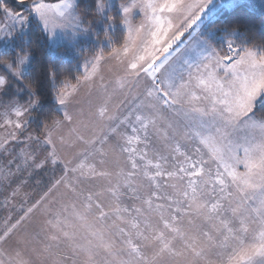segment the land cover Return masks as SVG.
I'll list each match as a JSON object with an SVG mask.
<instances>
[{"label": "snow or ice", "instance_id": "6c2138e0", "mask_svg": "<svg viewBox=\"0 0 264 264\" xmlns=\"http://www.w3.org/2000/svg\"><path fill=\"white\" fill-rule=\"evenodd\" d=\"M256 8L0 0V264H264Z\"/></svg>", "mask_w": 264, "mask_h": 264}, {"label": "rangeland", "instance_id": "374dc122", "mask_svg": "<svg viewBox=\"0 0 264 264\" xmlns=\"http://www.w3.org/2000/svg\"><path fill=\"white\" fill-rule=\"evenodd\" d=\"M52 2H55V0H52ZM257 6H259L260 0H252ZM83 71V68H82ZM43 175V174H41ZM40 179V177H34L31 179L27 186H25L22 189V195L23 193H30L31 194V201H34L35 199L39 198V195L41 194V186L36 185L35 180ZM46 179V178H45ZM12 187H16V183L12 184ZM8 195L7 192H5L2 188H0V219H2L5 215H7L8 209L4 208V197ZM20 198H17L16 204L19 205ZM13 210V214L15 215V211Z\"/></svg>", "mask_w": 264, "mask_h": 264}, {"label": "trees", "instance_id": "16d2710c", "mask_svg": "<svg viewBox=\"0 0 264 264\" xmlns=\"http://www.w3.org/2000/svg\"><path fill=\"white\" fill-rule=\"evenodd\" d=\"M255 11L257 13H259V11H260L259 6H257ZM117 39H121L122 40V35L119 32L117 33ZM88 47L91 48L92 44L89 43ZM79 63H80L79 61H73V64L71 65V72H72L73 75H80V74L83 73L82 67H77V64H79Z\"/></svg>", "mask_w": 264, "mask_h": 264}]
</instances>
